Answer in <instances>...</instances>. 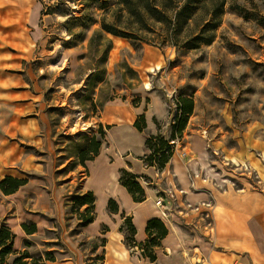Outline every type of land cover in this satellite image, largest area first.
Masks as SVG:
<instances>
[{
  "label": "rangeland",
  "instance_id": "374dc122",
  "mask_svg": "<svg viewBox=\"0 0 264 264\" xmlns=\"http://www.w3.org/2000/svg\"><path fill=\"white\" fill-rule=\"evenodd\" d=\"M13 1L0 0V76L10 69L37 96L36 112L42 118L48 148H23L49 160L58 190L44 189L39 197L31 193L19 202L11 201L12 206L0 191V228L8 224L17 235L14 250L19 251L8 256L5 264L26 252L44 259L49 253L56 259L53 264L104 263L106 229H120L123 212L113 217L108 203L97 199L96 220L84 227L68 198L85 191L86 170L76 167L78 150L97 134L99 126L107 125L105 107L110 103L133 105L140 100L139 106L145 107L148 97H157L166 109L159 121L161 132L169 137L175 99L188 90L195 110L178 147L181 151L187 146L193 156L189 148L200 147L212 154L211 161L218 160L219 154L232 156L252 141H264V0H227L215 41L195 50L181 46L202 34L210 19L207 10L199 12L177 40L144 10L151 1L171 19L184 0H36L38 13L33 6L20 13L21 3ZM9 23L15 27L9 29ZM105 27L131 38L115 36ZM110 141L108 132L102 149ZM103 154L112 184V158ZM238 164L249 167L245 161ZM91 182L97 188L104 184L99 179ZM142 182L155 189L152 181ZM196 217L174 219L180 237L196 236ZM23 221L38 227L25 244ZM204 222L203 229L209 218ZM231 222V227L220 224L214 235L200 231L197 243H210L204 245L207 253L234 252L245 264H264V219L251 224L234 218ZM175 238L172 234L171 239ZM176 249L172 254L160 251L161 258L173 259L185 250L178 258L180 264H196L193 252Z\"/></svg>",
  "mask_w": 264,
  "mask_h": 264
},
{
  "label": "crops",
  "instance_id": "0c3cea01",
  "mask_svg": "<svg viewBox=\"0 0 264 264\" xmlns=\"http://www.w3.org/2000/svg\"><path fill=\"white\" fill-rule=\"evenodd\" d=\"M18 2L21 3V7L17 9L20 13L30 9L31 6L37 13L40 9L36 0H18ZM12 9L16 8L12 7ZM10 24L13 23H9V29L15 27ZM16 31L23 32L22 29ZM10 72H12L10 69H6L2 72L3 76H0V108L4 110L0 112V180L7 176L16 178L29 176L28 183L17 193L5 196L1 192L9 206H12L11 201L19 202V198L26 199L31 193H36L39 197L43 196L44 189L55 188L57 191L58 188L53 166L49 160L23 148L26 145L44 150L48 148V140L44 133L42 118L36 112L37 96L26 81ZM148 98L151 100L145 107L116 102L106 105V123L112 127L108 131L111 141L107 149H102L101 154L94 161L88 162L90 175L85 181L84 189L92 191L97 199L105 204L110 199L116 200L121 212L132 217L137 229V237L141 236L137 239L138 242H143L147 238L145 229L147 222L152 218L162 219L169 229V235L158 251L157 262L151 263L142 257L137 248L133 249L127 245L125 236L119 228L110 227L105 234L103 264H173L169 260H177V264H180L178 258L186 253L185 250L178 252V256L173 259L169 255H165L168 260L160 256V251L165 249L172 254L177 250L176 248H186L193 252L196 264H245L241 259L238 260L240 256L234 252L207 253L204 251V245L210 243H197L196 240L201 237L200 231L203 233L208 231L207 233L214 235L220 224L231 227L233 218L244 224L264 219V141H252L246 149L232 156L219 154L216 161H211L212 154L202 151L200 147L199 150L195 146L189 148L194 151L193 156L187 151V146L180 151L177 144L174 156L166 169L158 172L154 167L145 166L140 158L148 153L145 147L146 136L158 132L154 119L163 120L166 109L157 97ZM143 114L147 121L146 133H140L134 127L138 116ZM103 151L108 153L105 154L108 160L112 158L109 160L113 169L112 184L108 182L110 177L107 162L101 158L104 155ZM244 161L249 167L243 168L237 165ZM126 168L138 176L149 177L155 187V189L148 188L143 184L147 192V200L143 203H135L119 183L120 171ZM94 179H99L104 184L97 188L91 182ZM159 196L164 201V207H158L156 202H153ZM174 206H176L175 211ZM164 211L166 215H163ZM111 216L116 217L119 214H111ZM192 216H197L195 219L199 227L196 226L197 229H194L196 236L186 235L190 238L187 240L180 237V228L174 219L186 220ZM206 218H209L210 222L203 229L202 222ZM167 222L171 223L173 229ZM23 223L25 221L21 225ZM180 231L183 234L182 230ZM23 233L25 234L24 231ZM172 234L176 236V240L171 239ZM27 237L30 236L25 234L23 240ZM62 264L74 263L67 261Z\"/></svg>",
  "mask_w": 264,
  "mask_h": 264
},
{
  "label": "trees",
  "instance_id": "16d2710c",
  "mask_svg": "<svg viewBox=\"0 0 264 264\" xmlns=\"http://www.w3.org/2000/svg\"><path fill=\"white\" fill-rule=\"evenodd\" d=\"M151 1L146 2L144 10L158 22L167 26L168 32L172 38L176 40L184 33L186 28L190 25L198 13L207 10L210 19L204 23L202 34L193 37L186 41L181 47L188 50H195L201 46H209L216 39V31L221 25V19L225 12L227 0H184V3L175 11L173 18H169L163 11H160L155 4L151 5ZM108 33L123 38H131L124 34L116 33L111 29L105 27ZM173 46L179 45L177 42ZM139 101L133 102L134 107L139 106ZM149 103V100L147 101ZM176 114L171 124L170 136L166 137L161 132L160 122L155 118L154 123L157 127V134H148L146 136L145 147L147 154L140 159L147 167H154L158 172H163L174 156L176 146L182 141L184 133L187 130L190 119L194 114L195 103L193 95L188 90H183L175 99ZM134 127L140 133H146L147 121L145 115L138 116L134 123ZM112 127L99 126L97 134L92 135L88 140L87 145L80 146L77 154V166H81L86 170V176L90 173L87 167L88 162L94 161L101 153L102 147L106 142L107 133ZM142 179L151 182L147 176H138L128 169L120 171L119 183L131 195L135 203H143L147 200V192L143 185ZM29 176L22 178L7 176L0 180V191L5 196H10L17 193L21 187L28 183ZM71 208L76 209L79 214V220L83 226H89L96 220V202L97 196L92 191H84L80 194L72 195L68 198ZM69 204V205H70ZM84 209L83 211H81ZM108 212L110 214H119L120 207L116 200L110 199L108 201ZM125 219L120 232L125 236V242L130 248L138 249L143 258L148 259L151 263L158 260V251L163 246V241L169 235V229L164 221L160 218H152L147 222L146 235L147 238L143 242L136 240L137 229L132 217L126 216L122 213ZM22 230L27 236L35 235L38 232L37 224L31 221L25 222L21 225ZM108 231V229H106ZM16 235L7 223H3L0 228V264H5L8 256L14 253H19L14 250V243ZM27 239L24 240V244ZM106 243V240H105ZM44 259L43 257H31L28 252L17 257L12 264H48L56 263L55 257L49 254ZM30 259V261H27ZM8 264V263H6Z\"/></svg>",
  "mask_w": 264,
  "mask_h": 264
},
{
  "label": "built area",
  "instance_id": "2783aa9c",
  "mask_svg": "<svg viewBox=\"0 0 264 264\" xmlns=\"http://www.w3.org/2000/svg\"><path fill=\"white\" fill-rule=\"evenodd\" d=\"M156 205L159 207H164V201L162 198H157ZM163 215H166L165 211L163 212Z\"/></svg>",
  "mask_w": 264,
  "mask_h": 264
}]
</instances>
